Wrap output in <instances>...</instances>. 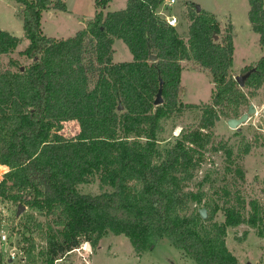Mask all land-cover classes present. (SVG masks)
I'll list each match as a JSON object with an SVG mask.
<instances>
[{"label": "trees", "instance_id": "16d2710c", "mask_svg": "<svg viewBox=\"0 0 264 264\" xmlns=\"http://www.w3.org/2000/svg\"><path fill=\"white\" fill-rule=\"evenodd\" d=\"M12 1L23 7V36L29 44L21 55L32 63L21 69L10 61L15 70L0 69V166L7 168L0 198L54 216L56 229L48 227L46 235V264L110 233L124 236L139 254L167 240L195 264H238L226 246V230L263 225L264 209L251 202L245 219L226 208L224 223L203 236L197 230L199 211L187 213L183 194L192 178L189 172L200 166L201 150L209 142L204 130L221 116L236 115L244 103L231 75L233 26L229 23L221 41H214L221 33L215 15L202 9L197 13L189 2L184 39L178 33L180 23L169 27L154 15L158 0H127L125 9L107 13L111 0H94V16L85 28L58 40L42 33L41 18L44 11L65 12L63 1ZM248 5L251 30L264 49V0H248ZM115 40L126 45L131 62H112ZM19 43L0 30V56ZM184 61L207 71L214 86L210 104L180 101ZM253 68L245 86L258 88L264 83V55ZM160 82L163 102L155 106ZM195 108L202 113L198 128L181 134L160 153V121ZM71 121L79 128L73 137L62 131ZM95 174L111 193L78 192Z\"/></svg>", "mask_w": 264, "mask_h": 264}, {"label": "rangeland", "instance_id": "374dc122", "mask_svg": "<svg viewBox=\"0 0 264 264\" xmlns=\"http://www.w3.org/2000/svg\"><path fill=\"white\" fill-rule=\"evenodd\" d=\"M61 1L66 4L65 12H45L41 18L42 33L58 40L73 37L82 30L87 20L93 18L95 12L94 0ZM126 1L113 0L108 10H122ZM190 1L204 8H213L222 22H225V16L228 19L232 15L238 19L240 16L246 17L249 7L248 0H176L172 12L179 18L178 33L184 39L190 23L187 17V5ZM22 10V5H17L15 1L0 0V30L20 35L23 31ZM227 22L229 20L220 27L221 33L214 41H221L229 24ZM28 44V40L20 38V43L14 50L0 56V69L15 70L10 61H16L21 69L27 68L32 60L21 53ZM113 49V63L132 61L131 53L121 40L115 41ZM261 55H264V49L259 47L258 35L240 28V34L234 42L231 70L233 78L243 75L248 68L255 67ZM181 66V85L184 90L180 101L184 105L210 104L214 86L207 71L193 62L184 61ZM239 88L245 97L244 103H240L236 115L221 116L212 127L204 130L209 136V142L201 150L200 166L189 172L192 178L186 181L183 188L187 213L200 209L206 211V218H201L202 222L197 225V230L203 236L214 233V225L224 223L223 213L226 208H234L245 219L251 213V202H256L261 211L264 209V83L258 88L245 85ZM250 105H253L255 112L248 115V120L239 129L230 128L227 121L247 113ZM201 114L198 108L183 109L163 118L157 134L159 152L163 154L181 134L196 130ZM62 129L69 137L79 132L78 124L73 121L65 123ZM194 159H197V155ZM6 172L7 168L0 166V180ZM185 174L178 175L183 178ZM77 190L81 194L92 196L113 191L100 182L98 174L90 177L88 183L79 185ZM214 209L217 212L212 214ZM16 211V203L0 198V235L7 236L10 246L23 248L24 258L9 262L4 253L6 245L0 241V264H46V235L48 227L56 229L53 224L54 216H46L45 213L28 207L19 216ZM209 217L211 219L207 220ZM259 231L264 232V224L257 228H251L247 224L227 228L225 243L238 264H264V236L260 237ZM87 244L89 243H82L61 259H56L53 264H195L167 240L153 250L140 254L133 250L128 239L122 235L110 233L93 246L89 244L88 247Z\"/></svg>", "mask_w": 264, "mask_h": 264}, {"label": "built area", "instance_id": "2783aa9c", "mask_svg": "<svg viewBox=\"0 0 264 264\" xmlns=\"http://www.w3.org/2000/svg\"><path fill=\"white\" fill-rule=\"evenodd\" d=\"M139 1L144 2L145 0ZM158 2V6L155 10H153L154 15L169 27H176L179 23V20L178 17L172 12L174 6L176 5V0H158ZM0 241L6 245L4 253L8 261L13 262L15 260H21L24 258L23 248L10 246L7 243V236L5 234L0 235Z\"/></svg>", "mask_w": 264, "mask_h": 264}, {"label": "water", "instance_id": "95a60500", "mask_svg": "<svg viewBox=\"0 0 264 264\" xmlns=\"http://www.w3.org/2000/svg\"><path fill=\"white\" fill-rule=\"evenodd\" d=\"M195 8H196L197 13H199L201 11L200 6L196 5ZM155 59H156L155 57H150V60H152V61H154ZM254 71H255V69L252 68L249 71H247L245 74L235 77V81L238 84V86L241 88L244 87L245 81L251 75V73ZM161 85H162V83L160 82V88L158 90V93H157L155 101H154L155 106L161 105L163 102L162 97H161V94H162ZM118 110L119 111L122 110V107L120 105L118 106ZM254 112H255V108L253 107V105H250L247 113L242 114L239 118L229 119L227 121V125L232 129H239V127L248 120V115L251 113H254ZM23 211H25V206L19 204L17 206L16 215L19 216L20 213H22ZM199 215L202 219H205L206 218V211L204 209H200ZM86 246L90 247L89 244H87Z\"/></svg>", "mask_w": 264, "mask_h": 264}, {"label": "crops", "instance_id": "0c3cea01", "mask_svg": "<svg viewBox=\"0 0 264 264\" xmlns=\"http://www.w3.org/2000/svg\"><path fill=\"white\" fill-rule=\"evenodd\" d=\"M64 2V1H63ZM113 2V0H111L110 2H109V4L107 5V7L104 9V13H107V12H115V11H109L108 10V7H109V5H110V3H112ZM191 3H194L195 4V2H192V1H190ZM17 5H19V6H21L19 3H16ZM126 4H127V1H126ZM126 4H125V7H126ZM66 5V4H65ZM125 7H124V9H125ZM201 7V9L202 10H205L206 12H208V13H211V14H213V15H215V17H216V20L219 22V24H220V27L222 28L223 26H224V24L226 23V20H229V22H227V23H230L232 26H233V33H234V42H235V40L238 38V36H239V34H240V28L241 29H245V30H249V31H252L251 30V27H250V23H249V20H248V16L246 15V17H244V16H240V19H238L237 17H235V16H230V18L228 19V17L227 16H225V22H222L220 19H219V16L217 15V12L213 9V8H210V7H206V8H204L203 6H200ZM66 9H67V7H66ZM123 10V9H122ZM248 10H249V7H248ZM120 11V10H119ZM45 12H48V13H53V14H56L57 12H59V11H57V10H48V11H44L43 13H45ZM42 13V14H43ZM247 13H248V11H247ZM90 20V19H89ZM88 21V20H87ZM241 23V26H238L239 24ZM42 28V27H41ZM85 28V24H84V26H83V28H82V30ZM42 30H43V28H42ZM1 31H3V30H1ZM81 31V30H80ZM7 32V31H6ZM9 34H14V33H10V32H8ZM43 34H45V33H43ZM46 35V34H45ZM14 36L15 37H17L18 39H20V38H23L24 36H23V31H22V33L20 34V35H15L14 34ZM47 36V35H46ZM47 37H49V36H47ZM258 40H259V36H258ZM116 41V40H115ZM115 41H114V43H115ZM114 45V44H113ZM260 47V46H259ZM260 49H261V47H260ZM114 50V49H113ZM262 52V51H261ZM262 56V55H261ZM260 56V57H261ZM260 59V58H259ZM258 59V60H259ZM257 60V61H258ZM159 246V245H158ZM10 262V261H9Z\"/></svg>", "mask_w": 264, "mask_h": 264}]
</instances>
